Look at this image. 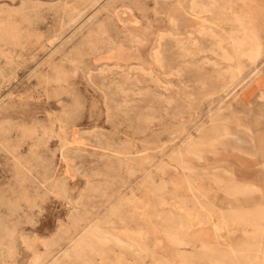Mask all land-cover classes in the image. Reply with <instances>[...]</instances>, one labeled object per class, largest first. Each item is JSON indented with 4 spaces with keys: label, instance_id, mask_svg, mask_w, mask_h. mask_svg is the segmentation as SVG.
<instances>
[{
    "label": "rangeland",
    "instance_id": "1",
    "mask_svg": "<svg viewBox=\"0 0 264 264\" xmlns=\"http://www.w3.org/2000/svg\"><path fill=\"white\" fill-rule=\"evenodd\" d=\"M190 1L0 0V264H264V0Z\"/></svg>",
    "mask_w": 264,
    "mask_h": 264
},
{
    "label": "bare ground",
    "instance_id": "2",
    "mask_svg": "<svg viewBox=\"0 0 264 264\" xmlns=\"http://www.w3.org/2000/svg\"><path fill=\"white\" fill-rule=\"evenodd\" d=\"M155 1V0H154ZM167 1V0H166ZM198 1H201V0H198ZM230 1V0H229ZM190 2H192V0L190 1ZM203 2V4L205 3L204 2V0L202 1ZM210 2V1H209ZM99 3H101V2H99ZM194 3H196V0L194 1ZM231 3V2H230ZM198 4H201V3H198ZM202 4V5H203ZM216 4H218V3H216ZM191 5V4H190ZM232 5V4H231ZM234 5V4H233ZM53 6V5H52ZM193 6H195L194 4H193ZM196 6H198V5H196ZM195 6V7H196ZM203 6H205V4L203 5ZM208 6V5H207ZM207 6H206V8H207ZM217 6V5H216ZM223 6H226V5H223ZM157 7V6H156ZM190 7H192V6H190ZM210 7V6H209ZM201 7L199 6V9H200ZM232 8V7H231ZM21 9V8H20ZM23 9V8H22ZM106 9V8H105ZM191 9H195L194 7H192ZM197 9V8H196ZM202 9H204L203 7H202ZM34 10V9H33ZM37 10V9H36ZM207 10V9H206ZM195 11V10H194ZM200 11V10H199ZM202 11V10H201ZM201 11L199 12V13H201ZM15 12V11H14ZM22 12V11H21ZM176 12V11H175ZM192 12H193V10H192ZM229 12V11H228ZM232 12V11H231ZM17 13V12H16ZM54 13V12H53ZM76 13V12H75ZM128 13H130V12H128ZM198 13V15H200ZM19 14V13H18ZM30 14V13H29ZM170 14V13H169ZM204 14V13H203ZM207 14V13H206ZM225 14V13H224ZM235 14V13H234ZM198 15H196V16H198ZM163 16V15H162ZM205 16V15H204ZM235 16V15H234ZM238 16V15H237ZM240 16V15H239ZM239 16L236 18V20L235 21H237V19L239 18ZM130 17V16H129ZM133 17V16H132ZM241 17V16H240ZM62 18H63V16H62ZM71 18V17H70ZM172 18V17H171ZM243 20H245L243 17H241ZM241 19V20H242ZM137 20V19H136ZM135 20V21H136ZM172 20V19H171ZM246 21V20H245ZM245 21H244V23H245ZM61 22V21H60ZM140 22V21H139ZM148 22V21H147ZM177 22V21H176ZM220 22V21H219ZM225 22V21H224ZM238 23L237 24H239L240 23V21L238 20L237 21ZM242 22V21H241ZM135 23H138V21L137 22H135ZM236 23V22H235ZM243 23V22H242ZM242 23H241V25H242ZM247 23V22H246ZM137 25V24H136ZM240 25V26H241ZM177 25H175V27H176ZM239 26V27H240ZM89 27V26H88ZM244 27V25L242 26V28ZM102 29V28H101ZM200 29V28H199ZM240 30V29H239ZM248 30V29H247ZM246 30V31H247ZM252 30V29H251ZM97 31V30H96ZM103 31V30H102ZM200 31H202V30H200ZM206 31V30H205ZM244 31H245V29H244ZM243 31V33H245V37H247V39L249 38V40H250V43H251V51L253 52V54L256 56V55H258L259 53H260V46L261 45H259V43H258V41H257V39L255 38L256 36H255V34L254 33H252L251 32V34H247V32H244ZM177 32V31H176ZM198 32V31H197ZM207 32H209V31H207ZM206 32V33H207ZM234 32V31H233ZM201 33V32H200ZM203 33V32H202ZM241 33V32H240ZM242 33V34H243ZM166 34V33H165ZM199 34V33H198ZM214 33H212V35H213ZM91 35V34H90ZM215 35V34H214ZM231 35V34H230ZM233 35V34H232ZM236 35V34H235ZM96 36V35H95ZM105 36V35H104ZM167 36V35H166ZM219 36V35H218ZM221 36V35H220ZM87 37V36H86ZM136 37V36H135ZM172 37V36H171ZM179 37V36H178ZM237 37H238V35H237ZM85 38V37H84ZM83 38V39H84ZM90 38V37H89ZM108 38V37H107ZM111 38V37H110ZM211 38V37H210ZM196 39V38H195ZM199 39V38H198ZM214 39V38H213ZM234 39H236V38H234ZM242 39V38H241ZM241 39H237L238 40V42H239V40H241ZM244 39V38H243ZM92 40V39H91ZM194 40V39H193ZM192 40V41H193ZM212 40V39H211ZM231 40V39H230ZM249 40H248V42H249ZM175 41V40H174ZM222 41V40H221ZM245 41V40H244ZM243 41V42H244ZM110 42V41H109ZM179 42V41H178ZM185 42V41H184ZM226 42V41H225ZM233 42H235L236 43V40L235 41H233ZM237 42V43H238ZM242 42V41H241ZM242 42V43H243ZM248 42H244V43H248ZM95 43H96V41H95ZM105 43V42H104ZM114 43V42H113ZM142 43V42H141ZM159 43H161V42H159ZM191 43V42H190ZM198 43V42H197ZM100 44V43H99ZM112 44V43H111ZM186 44V43H185ZM187 44H188V42H187ZM221 44V43H220ZM103 45V44H102ZM138 45H140V44H138ZM158 45V44H157ZM179 45V44H178ZM194 45V44H193ZM238 45V44H237ZM237 45H235V46H237ZM241 45H243V44H241ZM91 46V45H90ZM161 46H163V45H161ZM180 46V45H179ZM203 46V45H202ZM228 46V45H227ZM239 46H240V44H239ZM248 47H250L249 45H247ZM77 47V46H76ZM108 47V46H107ZM186 47V46H185ZM218 47V46H217ZM233 47V46H232ZM221 48H222V46H221ZM160 49V48H159ZM208 49V48H207ZM135 50V49H134ZM156 50V49H155ZM185 50V49H184ZM213 50V49H212ZM74 51V50H73ZM95 51V50H94ZM164 51V50H163ZM186 51H187V49H186ZM198 51V50H197ZM232 51H233V49H232ZM249 51V50H248ZM71 52V51H70ZM151 52H153L154 53V51H151ZM157 52H158V50H157ZM234 52V51H233ZM237 52V51H236ZM250 52V51H249ZM248 52V53H249ZM80 53V52H79ZM225 53V52H224ZM238 53V52H237ZM155 54V53H154ZM157 54V53H156ZM160 54V53H159ZM225 54H227V53H225ZM224 54V55H225ZM243 54H244V52H243ZM193 55V54H192ZM210 55H211V53H210ZM230 55V54H229ZM156 56V55H155ZM213 56V55H212ZM250 56V55H249ZM6 57V56H5ZM154 57V56H153ZM158 57V56H157ZM199 57V56H198ZM201 57V56H200ZM247 57V56H246ZM204 58V57H203ZM207 58V57H206ZM226 58V57H225ZM254 58V57H253ZM66 59V58H65ZM220 59V58H219ZM162 60V59H161ZM185 61V60H184ZM197 61V60H196ZM221 61V60H220ZM57 62V61H56ZM70 62V61H69ZM159 62L160 61H158V64H159ZM212 62H214V61H212ZM79 63V62H78ZM200 63V62H199ZM203 63V62H202ZM91 64V63H90ZM205 64H206V62H205ZM219 64V63H218ZM70 65V64H69ZM76 65V64H75ZM78 65V64H77ZM93 65V64H92ZM222 65V64H221ZM229 65V64H228ZM151 66V65H150ZM160 66V65H159ZM87 67V66H86ZM89 67V66H88ZM106 67V66H105ZM163 67V66H162ZM197 67V66H196ZM211 67V66H210ZM103 68V67H102ZM115 68H117V67H115ZM140 68V67H139ZM114 69V68H113ZM120 69V68H119ZM123 69V68H122ZM135 69V68H134ZM166 69V68H165ZM169 69V68H168ZM246 69V68H245ZM142 70V69H141ZM162 70V69H161ZM215 70V69H214ZM58 71V70H57ZM144 71V70H143ZM110 72V71H109ZM141 72V71H140ZM170 72V71H169ZM228 72V71H227ZM233 72V71H232ZM231 72V73H232ZM103 73V72H102ZM126 73V72H125ZM144 73V72H143ZM149 73H150V71H149ZM177 73V72H176ZM168 74V73H167ZM211 74V73H210ZM230 74V73H229ZM90 75V74H89ZM147 75V74H146ZM173 75H174V73H173ZM74 76V75H73ZM120 76V75H119ZM129 76V75H128ZM164 76V75H163ZM169 76V75H168ZM168 76H166V77H168ZM180 76V75H179ZM127 77V76H126ZM165 77V76H164ZM165 77V78H166ZM88 78V77H87ZM92 78V77H91ZM129 78V77H128ZM155 78V77H154ZM157 78V77H156ZM90 79V78H89ZM126 80V79H125ZM138 80V79H137ZM136 80V81H137ZM151 80V79H150ZM52 81V80H51ZM55 81V80H54ZM129 81V80H128ZM116 82V81H115ZM47 83V82H46ZM130 83H131V81H130ZM140 83V82H139ZM183 83V82H182ZM136 84V83H135ZM116 85V84H115ZM138 85V84H137ZM170 85V84H169ZM112 86V85H111ZM119 86V85H118ZM103 87V86H102ZM135 87V86H134ZM176 87V86H175ZM96 88V87H95ZM122 88V87H121ZM149 88V87H148ZM147 88V89H148ZM137 89V88H136ZM170 89V88H169ZM177 89V88H176ZM115 90H117V89H115ZM139 90V89H138ZM167 90V89H166ZM66 92V91H65ZM100 92V91H99ZM138 92V91H137ZM142 92V91H141ZM47 93V92H46ZM102 93V92H101ZM119 93H121V91H119ZM126 93V92H125ZM143 93V92H142ZM151 93V92H150ZM135 94V93H134ZM158 94V93H157ZM106 95V94H105ZM142 95V94H141ZM140 97V96H139ZM47 98H49V97H47ZM128 98V97H127ZM164 98V97H163ZM171 98V97H170ZM175 98V97H174ZM50 99V98H49ZM123 100V99H122ZM255 100H264V92H260V93H258L257 94V96L255 97ZM186 101V100H185ZM105 102V101H104ZM125 102V101H124ZM258 102V101H257ZM132 103V102H131ZM134 103V102H133ZM164 103V102H163ZM256 103V102H255ZM84 104V103H83ZM128 104V103H127ZM126 104V105H127ZM136 104V103H135ZM105 106V105H104ZM84 108V107H83ZM127 108V107H126ZM164 108H165V106H164ZM163 108V109H164ZM170 108V107H169ZM106 109V108H105ZM120 109V108H119ZM167 109V108H166ZM145 110V109H144ZM189 111V110H188ZM123 115H124V113H123ZM108 120V119H107ZM150 121H151V119H150ZM154 121V120H153ZM107 122V121H106ZM16 124V123H15ZM62 124V123H61ZM12 125V124H11ZM21 126V125H20ZM172 127V126H171ZM165 128V127H164ZM29 129V128H28ZM5 130V129H4ZM59 130V129H58ZM97 130V129H96ZM50 131V130H49ZM163 131V130H162ZM2 132V131H1ZM77 132V131H76ZM83 133H85V132H83ZM6 134V133H5ZM91 134V133H90ZM55 135V134H54ZM87 135V134H86ZM31 136V135H30ZM49 136V135H48ZM101 136V135H100ZM25 137V136H24ZM51 137V136H50ZM59 137V136H58ZM147 138H149V137H147ZM41 139V138H40ZM58 139V138H57ZM78 139V138H77ZM35 140V139H34ZM82 140V139H81ZM24 141H26V140H24ZM47 141H48V139H47ZM78 141V140H77ZM80 141V140H79ZM139 141V140H138ZM245 141H246V144L251 148H253L256 144V140H255V137L253 136V134H252V131L250 130V129H246V131H245ZM60 142V141H59ZM62 142V141H61ZM21 143V142H20ZM88 143V142H87ZM90 143V142H89ZM98 144V143H97ZM70 145H72V144H70ZM193 145V144H192ZM22 146V145H21ZM189 146V145H188ZM196 147V146H195ZM189 149V148H188ZM142 151V150H141ZM66 153V152H65ZM74 153V152H73ZM68 155V154H67ZM31 157V156H30ZM100 157H104V156H100ZM21 158V157H20ZM77 158V157H76ZM30 160V159H29ZM28 160V161H29ZM121 161V160H120ZM119 161V162H120ZM25 162V161H24ZM23 162V163H24ZM21 163V162H20ZM37 164V163H36ZM44 164V163H43ZM48 164V163H47ZM27 165V164H26ZM31 165V164H30ZM66 166V165H65ZM131 166V165H130ZM143 166V165H142ZM27 168V167H26ZM19 169V168H18ZM16 170V169H15ZM183 170V169H182ZM37 171V170H36ZM192 171V170H191ZM190 171V172H191ZM17 172V171H16ZM21 172V171H20ZM19 172V173H20ZM263 173H264V171H263ZM69 174V173H68ZM94 174V173H93ZM24 175V174H23ZM22 175V176H23ZM37 175V174H36ZM133 175V174H132ZM25 176V175H24ZM64 176V175H63ZM59 177V176H58ZM28 178V177H27ZM41 180V179H40ZM65 180V179H64ZM55 181V180H54ZM19 182V181H18ZM50 182V181H49ZM88 183V182H87ZM236 185V184H235ZM245 185V184H244ZM35 186V185H34ZM238 186V185H237ZM243 186V185H242ZM246 186V185H245ZM251 187V186H250ZM59 188V187H58ZM253 186H252V189L251 190H253ZM86 189V188H85ZM234 189V188H233ZM238 189H239V187H238ZM242 189H244V187L242 188ZM242 189L240 190L241 192H242ZM247 189V188H246ZM256 188H254V190H255ZM248 190V189H247ZM250 190V189H249ZM253 190V191H254ZM47 192V191H46ZM227 192V191H226ZM13 193V192H12ZM48 193V192H47ZM61 193V192H60ZM192 193V192H191ZM242 193H245V192H242ZM249 193H250V191H249ZM255 193V192H254ZM240 194V193H239ZM246 194V193H245ZM251 194V193H250ZM12 195V194H11ZM61 195H62V193H61ZM1 196V195H0ZM81 196V195H80ZM82 196H83V193H82ZM234 196V195H233ZM30 197V196H29ZM91 197V196H90ZM23 198V197H22ZM37 198V197H36ZM78 198V197H77ZM14 201V200H13ZM28 201V200H27ZM27 201H26V203H27ZM81 201V200H80ZM33 202V201H32ZM76 204V203H75ZM85 205V204H84ZM37 206V205H36ZM78 206V205H77ZM31 207V206H30ZM264 208V207H263ZM30 209V208H29ZM193 209V208H192ZM118 210V209H117ZM71 212V211H70ZM14 214V213H13ZM245 214V213H244ZM251 215L250 213H248V211H247V213H246V215ZM79 215V214H78ZM252 216V215H251ZM263 217H264V215H263ZM169 218V217H168ZM235 221V220H234ZM73 222V221H72ZM254 222V221H253ZM9 223V222H8ZM12 224V223H11ZM77 224V223H76ZM75 224V225H76ZM11 226V225H10ZM13 226V225H12ZM77 226V225H76ZM16 227V226H15ZM14 227V228H15ZM63 227V226H62ZM5 228V227H4ZM63 229V228H62ZM90 229V228H89ZM111 232V231H110ZM5 233V232H4ZM89 233V232H88ZM6 234V233H5ZM63 235V234H62ZM83 235V234H82ZM110 235V234H109ZM169 235H171V234H169ZM4 237V236H3ZM6 237V236H5ZM54 237H55V235H54ZM10 239H11V236H10ZM175 239V238H174ZM62 240V239H61ZM60 240V241H61ZM116 240V239H115ZM117 241V240H116ZM254 241V240H253ZM256 241V240H255ZM120 242V241H119ZM16 243V242H15ZM51 243V242H50ZM142 243V242H141ZM259 243V242H258ZM25 244V243H24ZM61 244V243H60ZM59 245V244H58ZM142 246H144V245H142ZM250 246V245H249ZM214 247V246H213ZM236 247V246H235ZM240 247V246H239ZM260 247V246H259ZM27 248V247H26ZM255 248H257V247H255ZM144 250V249H143ZM184 251V250H183ZM251 255V254H250ZM1 256V255H0ZM221 257V256H220ZM250 258V257H249ZM5 260V259H4ZM58 260V259H57ZM41 261V260H40ZM217 261V260H216ZM244 263V262H243Z\"/></svg>",
    "mask_w": 264,
    "mask_h": 264
}]
</instances>
